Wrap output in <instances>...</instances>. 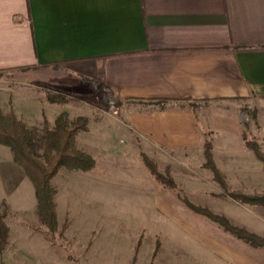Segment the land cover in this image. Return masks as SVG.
Instances as JSON below:
<instances>
[{"label": "crops", "instance_id": "crops-1", "mask_svg": "<svg viewBox=\"0 0 264 264\" xmlns=\"http://www.w3.org/2000/svg\"><path fill=\"white\" fill-rule=\"evenodd\" d=\"M5 71L78 94L106 92L148 145L202 153L207 139L216 162L221 155L247 169L255 157L240 137L235 106L264 103V0H0ZM36 104L34 116L42 117ZM31 109L16 113L25 122ZM5 173L23 198L25 175ZM215 254L213 264H264L262 250Z\"/></svg>", "mask_w": 264, "mask_h": 264}, {"label": "rangeland", "instance_id": "rangeland-1", "mask_svg": "<svg viewBox=\"0 0 264 264\" xmlns=\"http://www.w3.org/2000/svg\"><path fill=\"white\" fill-rule=\"evenodd\" d=\"M19 72L0 73L2 102L16 105L19 112L31 109L29 100L35 101L32 118L23 122L37 129L44 119L52 127L62 112L70 120L86 115L88 130L76 135V143L94 158L95 166L86 172L61 167L52 177L56 226L51 230L39 216L32 181L7 146L0 150V183L6 181L0 211L9 228L0 251L2 264H213L219 251H264L208 216L264 238V204H244L224 192L264 195V163L245 145V140L255 141L264 153V103L244 99L235 106L240 137L255 157L247 169H236L221 155L216 162L212 142L205 140L225 187L213 177L204 147L202 153H182L148 145L122 119L118 100L108 93L64 91ZM48 72L40 73L48 78ZM36 101L42 103V117L34 116ZM17 171L27 179L23 198L15 194L20 184L4 176ZM165 178L175 187L167 186Z\"/></svg>", "mask_w": 264, "mask_h": 264}, {"label": "trees", "instance_id": "trees-1", "mask_svg": "<svg viewBox=\"0 0 264 264\" xmlns=\"http://www.w3.org/2000/svg\"><path fill=\"white\" fill-rule=\"evenodd\" d=\"M87 122L86 116L79 115L70 120L66 113L62 112L56 117L52 127L44 119L41 128L37 129L35 126H26L12 110L3 112L0 108V144L10 149L13 160L23 168L27 177L32 181L39 216L51 230H54L56 226V204L53 199L55 192L50 184L52 177L61 167L86 172L95 166L94 158L79 148L76 143V135L88 130ZM245 145L253 150L264 163V153L258 149L255 141L245 140ZM210 146L208 141L204 143L206 163L212 168L213 177L226 187L223 176L213 163ZM37 150L39 153L36 152ZM146 163L147 165L152 164L148 160ZM152 173L159 179L154 171ZM164 182L170 188L175 187L172 180L168 178H165ZM224 192L231 193V196L244 204H264V195L243 196L240 192H230L225 188ZM4 216V212L0 211V251L7 242L9 232ZM208 216L218 221L238 238L253 246L264 248V238L257 237L244 229L230 226L221 217Z\"/></svg>", "mask_w": 264, "mask_h": 264}]
</instances>
